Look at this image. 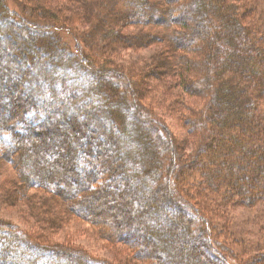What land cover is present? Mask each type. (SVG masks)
I'll use <instances>...</instances> for the list:
<instances>
[{
    "label": "trees",
    "instance_id": "16d2710c",
    "mask_svg": "<svg viewBox=\"0 0 264 264\" xmlns=\"http://www.w3.org/2000/svg\"><path fill=\"white\" fill-rule=\"evenodd\" d=\"M19 1L20 18L0 0V84L18 80L12 116L11 95H0V164L39 197L44 240L0 221V264H230L235 209L254 212L264 248L259 0ZM73 226L122 256L46 238ZM250 264H264V251Z\"/></svg>",
    "mask_w": 264,
    "mask_h": 264
},
{
    "label": "rangeland",
    "instance_id": "374dc122",
    "mask_svg": "<svg viewBox=\"0 0 264 264\" xmlns=\"http://www.w3.org/2000/svg\"><path fill=\"white\" fill-rule=\"evenodd\" d=\"M4 1L6 4V8L10 12L17 14V17L19 15L18 18L23 16L22 1ZM256 9L258 10L257 13L259 11L261 12L260 18H264V0H259L257 2ZM17 21L19 22V19ZM28 28V31L32 34H41L43 32V30L34 26H29ZM132 30L133 28H131V30L126 29L125 32H131ZM55 32L58 33V35L63 41L62 43H64L69 50L75 52L77 51L76 46L78 47L79 43H75V40L72 36L59 29L55 30ZM7 33L9 37H12L13 40H18L22 42L26 40V34H24L21 29H13L11 30V32H7V29H5L4 35H7ZM1 45L5 46L6 42H2ZM153 52V48H149L144 51L139 50L137 53H134L133 51H126L122 54V58L126 62H138L139 58L149 57L153 54ZM11 67L12 72L14 74H17L19 72V70L16 69V66ZM60 73L61 72H58L55 76L59 75ZM76 82H78L77 78H74L70 82H67V86L71 87ZM59 97H62L60 93ZM3 102H9V100L5 97L4 99L2 98V100L0 101V103ZM166 122L168 123L171 132L176 135L178 139H183L186 137L187 133L184 132L180 126H178L177 124L175 125L174 121L167 119ZM122 142H127L125 140V137L122 138ZM25 143L26 142H24V145L28 146V144ZM38 144L39 140H35V146H37ZM47 167L51 168V164H48ZM28 171L30 172L29 167ZM22 185L23 184L19 181L17 170L13 169L11 165H8L6 163L0 164V221L7 224H12L13 226L21 230L28 231L34 238L39 239L41 237V239H43L44 237H42V235L39 233V231L42 229L40 222L41 220H39V225H36L35 223V217L39 216L40 199L37 195L31 193L29 190H24V188L20 189L21 187H23ZM28 195L30 196L27 197ZM126 201H128V199ZM111 212L113 213L112 210L110 211V213ZM253 215L254 212L249 211L247 209H235L232 212V236L229 237V243L231 245V248L233 249L232 258H234L233 260L230 259V261L229 259H226V261H228L230 264H250V258L253 254H258L264 251V248L262 246L263 237L258 235V232L260 231V225H257L253 218ZM65 221H67V219H65ZM158 221L159 220H157V222ZM46 238L50 239V241L52 242H69L71 243L72 247L80 248L85 252L91 254L93 257L106 258L112 260L113 255L117 257L122 256V253L118 251L116 247L110 246L109 244L100 240L95 236L93 232H91L84 226H73V228L70 229L63 228L56 235H54V237H50L48 234H46ZM198 251H200L202 254L205 253L204 250L201 251V249L199 250V248ZM205 255L209 258L208 254ZM211 263L217 264L215 263V261H212Z\"/></svg>",
    "mask_w": 264,
    "mask_h": 264
},
{
    "label": "bare ground",
    "instance_id": "6f19581e",
    "mask_svg": "<svg viewBox=\"0 0 264 264\" xmlns=\"http://www.w3.org/2000/svg\"><path fill=\"white\" fill-rule=\"evenodd\" d=\"M17 85H18V80L12 79V78H8V81L5 84H0V95H2V94L11 95L10 106L6 107V108L3 107V109L7 110V113H6L7 116H12L14 114V111L17 112V110H18V106H17L18 99L15 98L14 95H12V92ZM0 108H1V106H0ZM72 120H73V118L71 117L70 120L68 121V123H71ZM46 130H47V127L44 126L40 131H38V136L43 135ZM31 131H33V130H31Z\"/></svg>",
    "mask_w": 264,
    "mask_h": 264
}]
</instances>
